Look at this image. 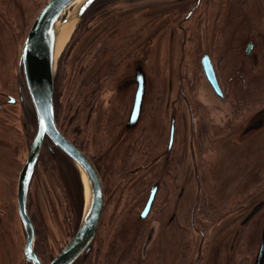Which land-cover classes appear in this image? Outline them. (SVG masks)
I'll use <instances>...</instances> for the list:
<instances>
[{"label": "flooded vegetation", "instance_id": "af4514ba", "mask_svg": "<svg viewBox=\"0 0 264 264\" xmlns=\"http://www.w3.org/2000/svg\"><path fill=\"white\" fill-rule=\"evenodd\" d=\"M148 1L145 0V3ZM155 1V8L158 10L156 28H161L159 35L164 27L173 26L174 29L177 28V41L172 30L168 44L155 48L153 44L147 46L146 38L142 40L146 26L138 38L117 43L120 36H123H119L117 32L120 29L109 31L111 25L98 27L95 23L100 15L104 16L111 10H106V6L112 4V0L95 1L82 14L57 64L53 83L55 125L59 133L92 162L103 185L104 204L94 239L101 226L106 201L110 202L108 204L113 206V212L116 213V206L120 202L116 200L117 195L134 191V188H130L134 180L132 177L140 174L143 194L135 205L136 209L134 210V206L128 213L135 216L134 226L140 233L135 240L143 243L142 251L145 256L155 242L157 232L166 228V224H161L157 217H167L168 227H172L178 217L175 207L186 205L185 213L190 207L193 213L197 206H204L209 202L213 185V178L207 167L209 155L218 143H223L225 147L231 142L239 155L234 156L235 161L229 164L233 166L239 161L237 168L241 170L229 171L226 178L224 173L222 175L225 183L228 182L227 189L236 191L235 196L228 199L233 204L228 205L229 208H225L220 215L211 211L209 229L216 231L218 228L216 232H225L227 237L234 234L233 238L237 242L245 228L249 230L260 227L261 236L257 237L254 248L240 252L236 243L237 246L232 247L235 253L232 256L227 254L224 261L219 260L221 264H232L231 260L234 264H264V220L260 223L255 219L264 207V198L257 199L255 203L248 202L247 207L254 203L252 208L244 209V203L250 197H259L261 194L264 197V193H261L264 192V160L259 162L258 156V151L264 149V143L257 146L256 155L252 152L253 144L264 138V128L255 130L254 126L250 131L246 128L256 114L264 110V0ZM166 16L169 22L165 24ZM17 41L19 44L18 39ZM75 44H81L78 54L74 53V48L77 47ZM11 45V41L6 42L5 49ZM21 48L22 45L20 47L19 44V49ZM21 50L18 51L20 57ZM175 53L178 54L174 60ZM1 54L0 48V56ZM23 74L18 65L13 87L0 77V141L11 143L14 140L15 149L21 148L19 155L17 154L20 164L15 180L17 187L33 144L39 139L37 116ZM197 76L202 79L204 89L196 88ZM166 77L171 80H166ZM154 78L157 79L159 91L154 93L153 97H156L149 104ZM164 91L177 94L175 102H167L165 109L160 108L158 97V94L162 97ZM200 91L205 97L196 94ZM12 121L14 124H9ZM243 144H247V147L251 144V157L249 151L240 147ZM120 148L123 149L120 157L126 158L123 161L124 168L122 166L111 184H106L103 174H100V163L105 159V153L111 150V156ZM243 149L247 151V160L246 152L243 156ZM250 159L252 169L239 176ZM260 170L262 171L259 173ZM40 171L47 173V179L56 186L53 190L65 191L64 196L68 201L65 205H68L71 213H75L72 238L82 220L83 186L71 161L48 135H44L27 179L26 212L34 232L33 250L42 264H48L55 257L44 262L40 256L36 248V224L28 204L29 191ZM244 186L253 190L251 196L245 199L240 193ZM15 200L16 214L24 238L18 256H9L5 260L7 264H31L24 252L27 233L18 214L17 192ZM131 203L133 201L129 200L127 205ZM258 206L260 209L249 217ZM124 211L125 207L115 216L120 224L122 222L119 219H124ZM3 218L4 214H0L1 233L4 229L1 227ZM164 239L162 250L166 251L171 242L174 241L175 246L178 244L179 235L176 231L173 236ZM184 245L186 247L181 257L178 259V256L168 255V263L185 264L193 257L194 264L195 258L187 239ZM66 246L67 244L59 253ZM92 249L91 247L88 254ZM109 251L112 249H108ZM215 251L218 252L216 249ZM113 252L112 256L103 258L97 264H134L135 260H130L115 250ZM202 254L207 256L203 249L199 252L201 257ZM81 257L82 255L73 264H78ZM157 258L165 261L163 253ZM0 261L3 264V256H0ZM195 264L200 263L197 261Z\"/></svg>", "mask_w": 264, "mask_h": 264}, {"label": "rangeland", "instance_id": "374dc122", "mask_svg": "<svg viewBox=\"0 0 264 264\" xmlns=\"http://www.w3.org/2000/svg\"><path fill=\"white\" fill-rule=\"evenodd\" d=\"M46 1L47 0H0V48L2 51V54L0 56V77L3 78V82L5 81V83L12 84V87L14 86L15 71L17 70L18 65L19 68L22 69V66L20 65V52H18L22 48L19 49V44L20 47L21 45L23 47L24 41L30 31L31 25ZM112 2V4H108L106 6V10H109V8L111 10H109L108 13L104 16L100 15L95 23L98 27L111 25L109 31L111 29H120L117 32H119V36L122 34L123 36H120V38L117 40V43H126L127 40L130 41L134 37L138 38L146 26L147 27L145 33L142 36V40L146 38V41L148 43L147 46L153 44V47L155 48L156 46H162V44H168V40L170 42L171 39L172 30H174V39L177 41L178 33L175 30L177 29L176 27L175 29L173 26L164 27L162 34L159 35V30L161 28H159L158 30L156 28L158 10H156L157 7L155 8V6L157 5L155 0H149L147 3H145V0L136 2H129L128 0H112ZM149 8L150 10H147ZM72 10L73 6L67 9L66 14L63 16V18H61V22H64L63 20L67 19ZM166 17H164L165 24L169 22L168 16ZM80 19L75 22V27L73 28L68 41L65 43L63 50L65 47L67 48L66 44L70 42L69 40L78 23L80 22ZM148 28L151 29L148 30ZM20 34L22 35L20 36ZM91 38L92 36L89 38V40H91ZM17 39L19 40V44ZM9 41H11L12 45L5 49V43ZM80 45L81 44H75V46H77L76 48H74L75 54L79 53ZM101 46L102 45L100 44V47ZM63 50L58 55V62ZM177 54L178 53H175L174 60ZM9 57L10 59H7ZM166 80H171V78L166 77ZM156 81L157 79L154 78L153 85H151V87L153 88V94L150 97L149 104L151 100L156 97V95L155 97H153L154 93L156 94V91H159L157 87L158 83L156 84ZM196 88L204 89V83L199 76H197L196 78ZM196 94L205 97L202 91H200V93L196 92ZM158 97L160 101V108L165 109L167 102H170L172 104L175 102L177 94L176 92L172 93L169 91H164L162 93V97H160L159 94ZM201 101L202 100L200 99V102ZM121 105L123 106L124 102ZM0 120H2V115H0ZM9 124H14V121L9 122ZM12 128L13 127H11V129ZM263 143L264 138H261L259 142L253 144V150L251 144H249L248 147L247 144H243V146L240 147L245 148L247 151H249L251 157V150L253 154L256 155L257 146H260ZM0 146V210L4 211H0V214H4V218L2 220L4 226L1 225V227H3L4 229L1 230L2 233L0 232V235L2 236L0 238V256L4 257L3 264H7V261L5 260L6 258H8L9 256L16 257L18 256V252H21L20 246H22L24 238V235L22 234V228H20V222L16 214L15 200L17 192V183L15 182V180H17V171L20 168L19 161H17V154L19 155L21 148L18 147L17 149H15L16 143L14 140H12L11 143L0 141ZM236 146L239 147V145ZM235 148L236 147H234V144H232L231 142H228L227 146L225 147L223 146V143L221 145L218 143L215 147L212 148L207 166L210 169L211 178H213V185L210 192L209 202L204 206H197L193 213L191 207L188 208L185 213L186 205L175 207L178 217L177 221H174V223L175 225H179H177V227L175 225H173L172 227H168V224L166 222L167 217H164V219L162 216L157 217L161 220V224H166V228H161L157 232L155 242L145 253V256L143 255L142 251L143 243H141L140 240H135L140 235V233L137 232V230L139 229L135 228L134 226L135 216L129 215L128 213V211L140 201V196L143 194L144 188V186L141 188L140 174L133 176L132 178H134V180L130 188H134V191L130 190L128 193L126 192L123 195H117L116 200H120V202L116 206V213L113 212V206L108 204L110 202L106 201L107 207H105V211L103 213L101 226L98 230L96 239H94L91 244V247L93 249L91 253L88 254V257L82 255V257L78 261V264H97V262L101 263V260L103 258L112 256L114 254L113 250L119 252L120 255L124 254V256H127V258L130 260H135L134 264H174L172 262L168 263V255L178 256L179 259L185 250V247L181 246L180 242L182 240V244L184 245L186 239L190 244L191 253L195 258L194 264L197 261H199L200 264H210V260L212 257L214 259L215 257L218 258L217 261H214V264H221V261L219 259H223L224 261V259L227 257V254H229V256H232L231 254L235 253V251L232 249L233 245L237 246L238 244L240 252H246L254 248L257 245V237L259 236L260 238L261 236L262 229H260L259 232L260 227L258 229L253 227L249 230H247L248 228H245L244 234L238 238L237 242H235V238H233L235 237L234 234L232 235V237L231 235L230 237H227V235H225V232H216L218 228H216V231H211L209 229L211 226V224L209 223L211 219V211H215V213L219 215L222 214L223 210L225 208H229L228 205L232 203L231 201H228V199L231 196H235L236 191L231 190L230 188L227 189L228 182L225 183L224 180L229 171L239 172V170H241L237 168V163L239 161L233 166L229 164L231 161H235L234 156L239 155L238 150H235ZM245 149H243L242 151H244L243 156L246 152L245 160H247L248 154ZM15 150H17V152H15ZM110 152L111 150L105 153V159L103 160L102 164L100 163V169L102 171V173L100 172V174H103V181L106 184L107 182L108 184H111V181H113L115 176L120 173V169L122 168V166L124 168L123 161L124 159H126L120 157L123 152L122 148H120L115 154H112L111 156H109ZM258 156L259 162L264 160L261 159L264 158V149L262 151H258ZM227 158L228 160H226ZM252 167L253 164L250 159V161L247 163L246 168L241 172L239 176L243 175V172L247 171L248 169H252ZM262 170L264 171V169ZM262 170H260L259 173ZM222 173L225 174V178ZM36 176L37 177L34 178L31 189L29 191L28 204L31 214L34 216L36 224V248L38 249L43 261L48 262L53 257L57 256L64 245L70 242L74 233L73 230L75 213L73 211L71 213L68 205L67 207L65 205V202L66 204H68V201L64 196L65 191H63L62 189L53 190L56 189V186L52 185L50 180L47 179V173L45 174L40 171ZM76 191L77 189L75 190V192ZM252 191V188L244 186L241 189L240 193L245 199L251 196L250 194ZM261 193L264 192L261 191ZM251 198L252 197H250V199ZM262 198L264 197L261 194L259 197L252 198L251 200L249 199L250 201L246 200L244 203V209L252 208V205L257 202L256 200ZM129 200L133 201V203L127 205L129 203ZM248 202L254 203L250 207H247L249 205ZM123 204H125L126 206H124ZM124 207V219H119V222H122L120 224L118 223L115 216L117 215V213H120V211L123 210ZM135 209L136 206L134 207V210ZM171 209L173 208L171 207ZM255 219H257L256 221H259L260 223L263 222L264 207L256 215ZM217 220L218 219L216 218L215 221ZM256 221L254 223V226L256 225ZM216 224L219 226V222H216ZM155 226H158V224L155 223ZM249 226H251V224H249ZM219 227H221V225ZM176 231L179 235L178 244L175 246V242L173 241L169 245L168 249L166 251H163L162 246L164 241L166 240L164 238L167 236H173ZM133 242H135V244H133ZM108 249H112L111 252L109 251L111 254L108 252ZM202 249L203 251H205L207 256L204 257V254H202L203 256L201 257V255H199V252ZM215 249L218 252L215 253ZM231 249L233 250V253H231ZM160 252L163 253L165 261H161L159 258H157L159 254H162ZM175 252L177 253V255H175ZM192 261L193 257H190L189 260L185 262V264H192ZM231 263L234 264L232 260ZM0 264H2L1 261ZM131 264L133 263L131 262Z\"/></svg>", "mask_w": 264, "mask_h": 264}, {"label": "water", "instance_id": "95a60500", "mask_svg": "<svg viewBox=\"0 0 264 264\" xmlns=\"http://www.w3.org/2000/svg\"><path fill=\"white\" fill-rule=\"evenodd\" d=\"M75 1L77 0H50L37 15L21 51L20 65L35 108L38 121L37 137L39 138L33 144L27 164L20 174L17 187L18 214L27 233L24 252L31 264H42V262L33 250L34 232L26 212L27 179L31 166L38 155L41 138L44 135H48L75 166L84 190V210L80 226L62 252L48 264H73L79 256H86L90 252L104 204L103 185L99 173L92 162L59 133L53 116V83L58 55L60 54L57 53L54 57L55 34L61 18ZM95 1L85 0V4L80 5L76 17L73 14L75 9L72 10L70 14H73L75 18L74 24ZM68 17L64 22H61L63 25L70 22L69 19L71 18ZM251 121V124L246 127L247 130L250 131L254 126L255 130L263 128L264 110L256 114ZM259 209V206L256 207L249 217ZM262 248L264 249V235Z\"/></svg>", "mask_w": 264, "mask_h": 264}, {"label": "bare ground", "instance_id": "6f19581e", "mask_svg": "<svg viewBox=\"0 0 264 264\" xmlns=\"http://www.w3.org/2000/svg\"><path fill=\"white\" fill-rule=\"evenodd\" d=\"M81 4H85V0H77L73 3V9H75L73 14L75 17H76L77 11L80 9ZM73 14H70V16L68 17V18H71L69 19L70 22H67V24L65 25H63L61 22L58 24L56 34H55L54 57L57 53L59 54L63 50L65 43L68 41L73 31V28L75 27V24H74L75 18L73 17ZM82 178L85 181L83 176ZM180 245L183 247H186V245L182 244V240L180 242ZM217 259H218L217 257H215V259L212 257L210 260V264H214V261L215 260L217 261Z\"/></svg>", "mask_w": 264, "mask_h": 264}]
</instances>
